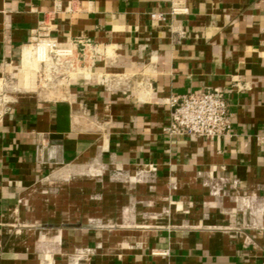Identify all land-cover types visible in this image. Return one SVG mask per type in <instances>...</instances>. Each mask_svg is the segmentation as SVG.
Here are the masks:
<instances>
[{"label": "crops", "instance_id": "crops-1", "mask_svg": "<svg viewBox=\"0 0 264 264\" xmlns=\"http://www.w3.org/2000/svg\"><path fill=\"white\" fill-rule=\"evenodd\" d=\"M173 7L0 0V264H264V0ZM44 21L103 51L88 77L22 66ZM214 88L230 133L164 132L172 97Z\"/></svg>", "mask_w": 264, "mask_h": 264}, {"label": "built area", "instance_id": "built-area-1", "mask_svg": "<svg viewBox=\"0 0 264 264\" xmlns=\"http://www.w3.org/2000/svg\"><path fill=\"white\" fill-rule=\"evenodd\" d=\"M171 1L173 11H176L175 6L179 0ZM152 16L161 17L158 14ZM26 46L32 48L31 60L37 62V66L24 65V51L22 66L36 71L38 83L44 89L88 77L91 68L103 55V51L90 40L77 39L61 43L52 35L47 21L40 24ZM100 80L103 84L111 83L114 86L123 83V77L109 78L102 75ZM11 100L10 93L2 88L0 103L9 104ZM169 104L173 111L169 123L163 129L171 138L188 135L213 139L232 130L228 94L223 89L214 88L175 96L170 99Z\"/></svg>", "mask_w": 264, "mask_h": 264}, {"label": "bare ground", "instance_id": "bare-ground-1", "mask_svg": "<svg viewBox=\"0 0 264 264\" xmlns=\"http://www.w3.org/2000/svg\"><path fill=\"white\" fill-rule=\"evenodd\" d=\"M33 50L31 47L26 46L24 49V65H30L32 67L37 66V62L34 60H31V57L33 56Z\"/></svg>", "mask_w": 264, "mask_h": 264}, {"label": "rangeland", "instance_id": "rangeland-1", "mask_svg": "<svg viewBox=\"0 0 264 264\" xmlns=\"http://www.w3.org/2000/svg\"><path fill=\"white\" fill-rule=\"evenodd\" d=\"M8 93H10V94H11V93H12V91H9ZM0 104H1V103H0ZM1 105H2V104H1ZM113 178H114L115 180H118V179L120 180V177H119V176H117V175H113Z\"/></svg>", "mask_w": 264, "mask_h": 264}]
</instances>
